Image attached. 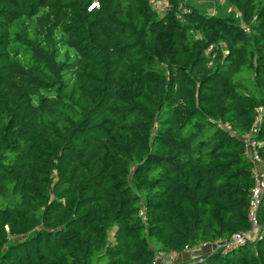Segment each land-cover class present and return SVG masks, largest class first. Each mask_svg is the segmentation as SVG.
Instances as JSON below:
<instances>
[{
	"label": "trees",
	"instance_id": "16d2710c",
	"mask_svg": "<svg viewBox=\"0 0 264 264\" xmlns=\"http://www.w3.org/2000/svg\"><path fill=\"white\" fill-rule=\"evenodd\" d=\"M225 2L0 0V264H264L212 248L253 230L246 134L264 174V0Z\"/></svg>",
	"mask_w": 264,
	"mask_h": 264
},
{
	"label": "built area",
	"instance_id": "2783aa9c",
	"mask_svg": "<svg viewBox=\"0 0 264 264\" xmlns=\"http://www.w3.org/2000/svg\"><path fill=\"white\" fill-rule=\"evenodd\" d=\"M150 2L152 6L161 13L166 12L170 7V0H150ZM95 5L97 4H94L93 6ZM242 139L245 144L246 152L251 162L254 164L253 174L255 175V185L252 190V202H251V210H250V219L253 222V230L249 232H241L235 234L231 242H217L214 245H212L213 246L212 248L221 249L223 252H226L231 248L244 245L247 242V240H249L252 236H254L255 233L254 230H256L257 228L264 229V227L259 226L258 217H257V213L262 205L263 196H264V174L261 170L263 165V160L258 152V147H260L261 143L255 139L253 133L246 134ZM204 246L207 247L206 244H204ZM175 257H177V255L174 253L165 254L161 252L154 257L152 264L167 263Z\"/></svg>",
	"mask_w": 264,
	"mask_h": 264
},
{
	"label": "rangeland",
	"instance_id": "374dc122",
	"mask_svg": "<svg viewBox=\"0 0 264 264\" xmlns=\"http://www.w3.org/2000/svg\"><path fill=\"white\" fill-rule=\"evenodd\" d=\"M190 2L193 4H197L202 9V11L207 14L219 13V14L234 15L236 17H239L236 9L233 6L228 5L225 2V0H191ZM206 250H208V248L203 247L201 252L203 253ZM197 254L195 253V255L194 254L193 256L191 255L192 257L188 255L181 259L175 257L167 263L170 264L172 263V261L178 262L185 259L195 258L196 256H199Z\"/></svg>",
	"mask_w": 264,
	"mask_h": 264
},
{
	"label": "crops",
	"instance_id": "0c3cea01",
	"mask_svg": "<svg viewBox=\"0 0 264 264\" xmlns=\"http://www.w3.org/2000/svg\"><path fill=\"white\" fill-rule=\"evenodd\" d=\"M188 2H190L191 0H186ZM191 3V2H190ZM193 4V3H192ZM260 170V169H259ZM263 213H264V198H263ZM263 220H264V214H263ZM161 264H168V263H161Z\"/></svg>",
	"mask_w": 264,
	"mask_h": 264
}]
</instances>
